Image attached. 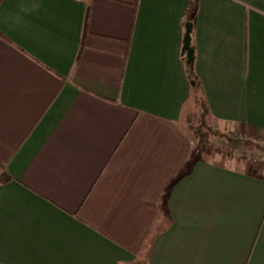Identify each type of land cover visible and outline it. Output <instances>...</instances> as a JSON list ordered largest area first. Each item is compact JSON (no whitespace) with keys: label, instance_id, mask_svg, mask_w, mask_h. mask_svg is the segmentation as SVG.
Returning <instances> with one entry per match:
<instances>
[{"label":"crops","instance_id":"crops-1","mask_svg":"<svg viewBox=\"0 0 264 264\" xmlns=\"http://www.w3.org/2000/svg\"><path fill=\"white\" fill-rule=\"evenodd\" d=\"M189 3L0 0V264H264V169L188 127ZM193 17L206 123L264 141V0Z\"/></svg>","mask_w":264,"mask_h":264},{"label":"trees","instance_id":"trees-1","mask_svg":"<svg viewBox=\"0 0 264 264\" xmlns=\"http://www.w3.org/2000/svg\"><path fill=\"white\" fill-rule=\"evenodd\" d=\"M196 0H190L188 10L186 13V23L193 22V10L195 6ZM186 73L190 88L193 90L196 101L199 102L200 113L199 120L197 124L189 123L188 127L192 131L193 136L196 140V150H208L210 148L209 138L210 136H215L218 138H224L228 142H235L237 139L229 135L228 133H221L220 131L213 129L210 125H208L205 121L207 115V109L205 103L199 95V83L197 81L196 75L193 69V59L186 63ZM255 143L259 144V139L253 140ZM262 152H264V141L263 145L259 147ZM216 152L223 153L225 156H230L229 152L224 149H214ZM2 180V179H1ZM0 180V181H1Z\"/></svg>","mask_w":264,"mask_h":264},{"label":"rangeland","instance_id":"rangeland-1","mask_svg":"<svg viewBox=\"0 0 264 264\" xmlns=\"http://www.w3.org/2000/svg\"><path fill=\"white\" fill-rule=\"evenodd\" d=\"M200 111L201 110H200L199 102L195 101L193 111L190 112L189 123L197 124V122L199 120ZM221 133H223V132H221ZM234 138L237 139L235 142H228L224 138H218L215 136H210V138H209L210 148L208 150L197 149V151L199 153L202 152V153L209 154V155H213V154L223 155L224 157H227L230 159H242V160L246 161L247 163H250L251 165H253L255 167H258L260 169H264V160L263 161L256 160V159H258L257 157H263L264 158V152H262L261 149L259 148L260 146L263 145V141L262 142L259 141V144H257L253 140L245 141V140H242L240 137H234ZM195 142H196V140H195ZM245 143L247 144V146L243 145ZM214 149L227 150L229 152L230 156H228V155L225 156L223 153L216 152V150H214Z\"/></svg>","mask_w":264,"mask_h":264},{"label":"water","instance_id":"water-1","mask_svg":"<svg viewBox=\"0 0 264 264\" xmlns=\"http://www.w3.org/2000/svg\"><path fill=\"white\" fill-rule=\"evenodd\" d=\"M192 23L187 22L185 24V31L182 41V48L185 50L186 63L192 59L193 47L190 45V32H191Z\"/></svg>","mask_w":264,"mask_h":264},{"label":"built area","instance_id":"built-area-1","mask_svg":"<svg viewBox=\"0 0 264 264\" xmlns=\"http://www.w3.org/2000/svg\"><path fill=\"white\" fill-rule=\"evenodd\" d=\"M258 159H256V160H259V161H263L264 160V158L263 157H257Z\"/></svg>","mask_w":264,"mask_h":264}]
</instances>
